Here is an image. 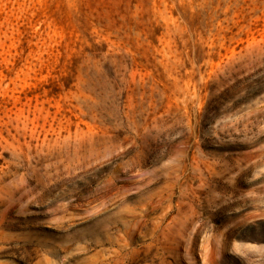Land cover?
Returning a JSON list of instances; mask_svg holds the SVG:
<instances>
[{
	"label": "rangeland",
	"instance_id": "374dc122",
	"mask_svg": "<svg viewBox=\"0 0 264 264\" xmlns=\"http://www.w3.org/2000/svg\"><path fill=\"white\" fill-rule=\"evenodd\" d=\"M0 264H264V0H0Z\"/></svg>",
	"mask_w": 264,
	"mask_h": 264
},
{
	"label": "trees",
	"instance_id": "16d2710c",
	"mask_svg": "<svg viewBox=\"0 0 264 264\" xmlns=\"http://www.w3.org/2000/svg\"><path fill=\"white\" fill-rule=\"evenodd\" d=\"M148 0H76L78 11L82 17L86 15L116 19L128 17L134 13L136 6L146 7Z\"/></svg>",
	"mask_w": 264,
	"mask_h": 264
}]
</instances>
